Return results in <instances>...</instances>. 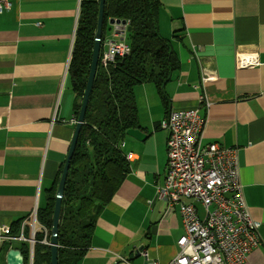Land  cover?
<instances>
[{"label": "crops", "instance_id": "obj_1", "mask_svg": "<svg viewBox=\"0 0 264 264\" xmlns=\"http://www.w3.org/2000/svg\"><path fill=\"white\" fill-rule=\"evenodd\" d=\"M81 1L11 0L0 13V117L8 125L0 129V234L19 223L24 238L0 249L30 243L34 215L46 207L69 153L78 102L69 67ZM160 1L158 31L180 68L163 93L154 84L134 88L146 139L121 140L130 172L78 264H171L177 257L185 234L178 205L157 198L168 159L161 123L169 111L191 108L214 127L204 145L237 150L245 201L260 223V245L245 264H264V0ZM114 30L105 28L100 57ZM247 52L257 54L258 66H240ZM194 204L204 219V207Z\"/></svg>", "mask_w": 264, "mask_h": 264}, {"label": "trees", "instance_id": "obj_2", "mask_svg": "<svg viewBox=\"0 0 264 264\" xmlns=\"http://www.w3.org/2000/svg\"><path fill=\"white\" fill-rule=\"evenodd\" d=\"M99 6L100 0L81 1L69 67L78 97L77 118L92 63ZM161 7L160 0H105L102 45L109 21L126 20L131 26V32H127L131 53L125 58H117L107 68L101 65L99 59L85 121L65 185L59 223L58 264H78L83 259L91 245L99 214L114 198L130 172L120 144L129 129L140 128L134 88L146 83L154 84L163 93L173 73L180 68L171 43L163 39L158 31ZM64 165H61L48 192L46 207L36 213L38 228L33 258L30 243L20 244L24 264H51L50 246L42 243L45 235L43 228L48 231L49 240ZM20 229L19 223L14 224L11 235L20 236ZM11 248L8 243L1 247L3 259Z\"/></svg>", "mask_w": 264, "mask_h": 264}, {"label": "built area", "instance_id": "obj_3", "mask_svg": "<svg viewBox=\"0 0 264 264\" xmlns=\"http://www.w3.org/2000/svg\"><path fill=\"white\" fill-rule=\"evenodd\" d=\"M11 0H0V13L9 9ZM129 23L115 25L114 40L106 42L101 54L104 68L117 58L130 55L126 42ZM239 64L249 68L259 65L255 52L242 53ZM210 121L200 116L198 108L172 110L161 123L168 134V159L163 186H157V198L170 206L178 205L185 234L179 239L180 252L171 264H245L249 255L259 247L260 223L251 217L240 182L237 150L218 143L204 145L205 134L214 129ZM0 117V129L7 128ZM194 202L205 209L200 219ZM33 235L27 240L34 247ZM43 244L50 246L48 231ZM9 228L2 229L0 243L24 240L21 234L12 237ZM147 258V253H142ZM33 258V252H32Z\"/></svg>", "mask_w": 264, "mask_h": 264}, {"label": "water", "instance_id": "obj_4", "mask_svg": "<svg viewBox=\"0 0 264 264\" xmlns=\"http://www.w3.org/2000/svg\"><path fill=\"white\" fill-rule=\"evenodd\" d=\"M104 8H105V0H100L98 24H97V30H96V35H95V44L93 48V57H92V63H91L89 77L87 81V87H86L85 94L82 100L79 116L77 118L74 136H73V139L70 145L69 153L65 161V165L63 168V172H62L61 179H60L57 193H56V201H55V208H54V215H53V226L51 229V236H50L51 264H58V248H59L58 238L60 235L59 223H60V215H61L65 185H66L67 176H68V172L70 168V163H71L72 157L74 155V152L76 150V146L78 143L80 130L85 121V115H86L90 95H91L92 88H93V83H94L98 65H99V58H100V53H101V45H102V37H103V26H104ZM109 24L112 26L126 25L127 21L111 19L109 21ZM127 31L131 32V26H128ZM126 134L130 137L137 139L138 141H142L146 139V135L140 129H129ZM31 252H33V247L31 248ZM6 263L7 264H24V256L22 255V252L19 249L11 248L6 254Z\"/></svg>", "mask_w": 264, "mask_h": 264}, {"label": "rangeland", "instance_id": "obj_5", "mask_svg": "<svg viewBox=\"0 0 264 264\" xmlns=\"http://www.w3.org/2000/svg\"><path fill=\"white\" fill-rule=\"evenodd\" d=\"M112 38V37H111ZM128 40H129V37H128V33L126 34V42L128 43ZM3 261V257H2V255H1V257H0V262H2Z\"/></svg>", "mask_w": 264, "mask_h": 264}]
</instances>
